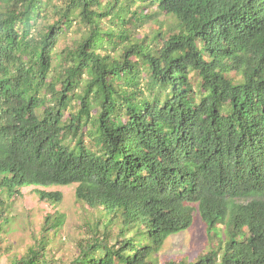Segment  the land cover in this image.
Segmentation results:
<instances>
[{
  "label": "trees",
  "instance_id": "trees-1",
  "mask_svg": "<svg viewBox=\"0 0 264 264\" xmlns=\"http://www.w3.org/2000/svg\"><path fill=\"white\" fill-rule=\"evenodd\" d=\"M51 185L98 213L67 264H264V0H0V237ZM197 216L210 249L160 263ZM64 222L8 264H65Z\"/></svg>",
  "mask_w": 264,
  "mask_h": 264
},
{
  "label": "rangeland",
  "instance_id": "rangeland-1",
  "mask_svg": "<svg viewBox=\"0 0 264 264\" xmlns=\"http://www.w3.org/2000/svg\"><path fill=\"white\" fill-rule=\"evenodd\" d=\"M106 0H104L105 2ZM162 20V17H157ZM154 20H148L142 26L137 23L134 35L142 38L150 32ZM78 36V35H77ZM75 35L70 34L63 39L57 51H60L66 43ZM37 190L46 192H59L62 201L57 204L41 201ZM76 185L48 187H24L20 189V195L12 200L2 198L10 207L6 212L8 223L3 228L0 237V264H8L15 255L24 254L28 248L35 246L41 237V228L47 215L60 213L65 216V222L57 234L51 237L48 247L49 257L61 259L65 264L69 263L78 253L77 245L81 239L88 238L85 224H90L96 219L98 213L88 207H81L75 200ZM94 214V216H92ZM211 243L206 235L204 224L199 216L193 225L175 235L168 237L156 258L160 263L169 260L193 261L198 255L207 252Z\"/></svg>",
  "mask_w": 264,
  "mask_h": 264
}]
</instances>
